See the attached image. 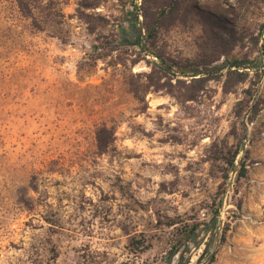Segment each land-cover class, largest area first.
Returning <instances> with one entry per match:
<instances>
[{"label":"rangeland","instance_id":"374dc122","mask_svg":"<svg viewBox=\"0 0 264 264\" xmlns=\"http://www.w3.org/2000/svg\"><path fill=\"white\" fill-rule=\"evenodd\" d=\"M80 1L0 0V264H207L212 252L211 264H264V5L197 0L239 20L238 82L225 57L209 74L163 71L119 42L133 36L118 24L128 0L82 9L89 18ZM199 41L191 19L155 47L183 67Z\"/></svg>","mask_w":264,"mask_h":264},{"label":"trees","instance_id":"16d2710c","mask_svg":"<svg viewBox=\"0 0 264 264\" xmlns=\"http://www.w3.org/2000/svg\"><path fill=\"white\" fill-rule=\"evenodd\" d=\"M106 0H81L78 6V17L89 18L83 13L82 9L96 8L101 3ZM135 0H128L130 3V8L125 5L122 9V22L118 23L120 29L129 34L131 37H120L119 42L122 45L131 46L136 49L137 54L153 55L159 59L160 68L165 71H171L170 66H176L180 68V75L194 77L200 71H195L200 68H206L204 74H209L212 72V68L215 62H218L221 57H225L223 67H228L229 69L235 67L236 70H229V73H236L239 75L238 82H243L248 79L249 73L247 71H238L239 66H243L244 62L241 59L232 55V51L236 45L241 44L243 41V36L238 35V31L235 26L230 23L238 22L237 18L228 17L227 15H222L216 13L210 9L201 6L197 0H143L142 4L136 6ZM246 6V10L249 9L251 5L262 3L264 5V0H253L242 2ZM139 15L141 16V22L139 21ZM99 19L108 24L106 18L99 17ZM195 21L201 30V41H199L198 46L201 50L200 60L197 63H190L183 67H178L174 65L172 61L169 63L163 58V56L156 51L155 42L159 34L166 31L173 25L182 24L184 25L189 20ZM89 22V21H88ZM125 23V24H124ZM94 24V23H93ZM257 39H262L261 45L256 47L258 53V62L260 64L261 60L264 59V25H261ZM140 60L139 57L134 59V63ZM222 67V68H223ZM243 68H247L244 67ZM258 68L255 69L254 77H258ZM187 72H190L187 73ZM205 77L191 78L192 81L204 80ZM224 91H228L227 87ZM194 95H190L188 99H193ZM249 115L248 120L251 122L255 119L258 112L260 111L259 105L257 103L247 106ZM106 127H102L97 131V145L100 150L106 148L108 141H104L102 138V132L106 131ZM108 131V130H107ZM239 153V150L233 152L231 159H227V163L230 167H233V163ZM245 164L241 162L236 170V174L243 175L245 173ZM218 211H215L217 216ZM215 218V217H213ZM176 224L175 221L169 223L170 226ZM198 223H192L184 225L183 236L191 237L195 234L198 229ZM226 228L222 231V236L220 240H224ZM137 242L134 238L130 240L131 246ZM181 242V240L179 241ZM205 248L200 258H204L209 251L210 242L205 244ZM215 252L209 254L207 264H211L214 261Z\"/></svg>","mask_w":264,"mask_h":264},{"label":"water","instance_id":"95a60500","mask_svg":"<svg viewBox=\"0 0 264 264\" xmlns=\"http://www.w3.org/2000/svg\"><path fill=\"white\" fill-rule=\"evenodd\" d=\"M200 69H197V70H195V71H199Z\"/></svg>","mask_w":264,"mask_h":264}]
</instances>
